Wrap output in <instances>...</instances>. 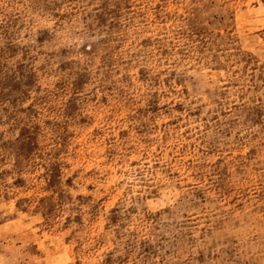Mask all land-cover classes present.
Returning a JSON list of instances; mask_svg holds the SVG:
<instances>
[{"label":"rangeland","instance_id":"1","mask_svg":"<svg viewBox=\"0 0 264 264\" xmlns=\"http://www.w3.org/2000/svg\"><path fill=\"white\" fill-rule=\"evenodd\" d=\"M0 264H264V0H0Z\"/></svg>","mask_w":264,"mask_h":264}]
</instances>
